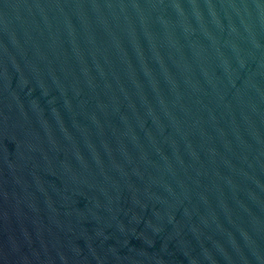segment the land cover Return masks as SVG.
<instances>
[{
	"label": "water",
	"instance_id": "obj_1",
	"mask_svg": "<svg viewBox=\"0 0 264 264\" xmlns=\"http://www.w3.org/2000/svg\"><path fill=\"white\" fill-rule=\"evenodd\" d=\"M0 264H264V0H0Z\"/></svg>",
	"mask_w": 264,
	"mask_h": 264
}]
</instances>
